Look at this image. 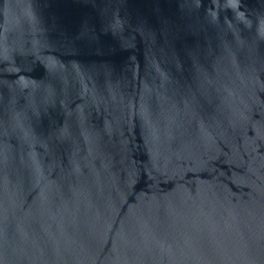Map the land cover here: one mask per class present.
<instances>
[{
    "label": "water",
    "instance_id": "1",
    "mask_svg": "<svg viewBox=\"0 0 264 264\" xmlns=\"http://www.w3.org/2000/svg\"><path fill=\"white\" fill-rule=\"evenodd\" d=\"M0 264H264V0H0Z\"/></svg>",
    "mask_w": 264,
    "mask_h": 264
}]
</instances>
